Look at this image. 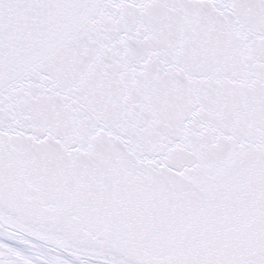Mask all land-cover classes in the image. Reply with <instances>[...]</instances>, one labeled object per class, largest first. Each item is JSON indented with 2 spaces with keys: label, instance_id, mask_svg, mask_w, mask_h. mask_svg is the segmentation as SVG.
Listing matches in <instances>:
<instances>
[{
  "label": "snow or ice",
  "instance_id": "snow-or-ice-1",
  "mask_svg": "<svg viewBox=\"0 0 264 264\" xmlns=\"http://www.w3.org/2000/svg\"><path fill=\"white\" fill-rule=\"evenodd\" d=\"M0 264H264V0H0Z\"/></svg>",
  "mask_w": 264,
  "mask_h": 264
}]
</instances>
